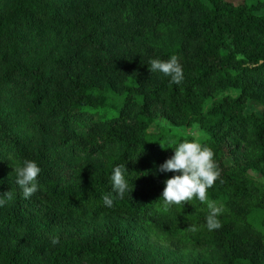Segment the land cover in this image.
Instances as JSON below:
<instances>
[{"label": "trees", "instance_id": "obj_1", "mask_svg": "<svg viewBox=\"0 0 264 264\" xmlns=\"http://www.w3.org/2000/svg\"><path fill=\"white\" fill-rule=\"evenodd\" d=\"M0 264H264V7L243 0H0ZM264 3V0H260ZM264 6V5H263ZM175 55L179 85L151 72ZM115 93L118 100L109 96ZM250 103L262 114L249 112ZM199 125L220 177L166 206L159 166ZM141 115V116H140ZM141 118V119H140ZM143 118V119H142ZM34 160L24 199L11 168ZM126 165L129 188L113 192ZM113 193L114 205L103 195ZM224 211L206 227L208 203ZM192 225L197 226L194 232ZM160 233L188 261L144 241ZM58 241L53 243V241Z\"/></svg>", "mask_w": 264, "mask_h": 264}, {"label": "clouds", "instance_id": "obj_2", "mask_svg": "<svg viewBox=\"0 0 264 264\" xmlns=\"http://www.w3.org/2000/svg\"><path fill=\"white\" fill-rule=\"evenodd\" d=\"M151 72H159L170 77V82L179 85L183 80V69L178 58L173 55L168 60L151 59L149 61ZM215 153L211 147L202 142L192 139L185 140L174 149V155L159 166L160 173H173L167 179L162 193V200L166 206L180 205L193 198L201 203L207 200V192L220 177L219 167L214 159ZM15 173V183L22 191L23 198L29 199L41 190L38 177L42 169L34 160L24 159L14 162L11 167ZM126 165H118L113 169L111 176L113 192L121 196L128 190L129 184L126 179ZM14 199L12 191L0 195V208ZM104 205L111 208L114 205L113 193L102 197ZM209 209L206 217V227L209 231L221 227L219 216L223 213L222 206L215 202L207 204ZM192 231L197 226H190ZM58 241H53L56 243Z\"/></svg>", "mask_w": 264, "mask_h": 264}, {"label": "rangeland", "instance_id": "obj_3", "mask_svg": "<svg viewBox=\"0 0 264 264\" xmlns=\"http://www.w3.org/2000/svg\"><path fill=\"white\" fill-rule=\"evenodd\" d=\"M207 1V0H205ZM235 3L242 2L243 0H230ZM249 4H257L261 7H264V3H260V0H247ZM4 7V3H0V9ZM110 99L114 101L118 100V95L112 93L109 96ZM249 112H256L258 114H262V108L256 103H250ZM141 116V115H140ZM141 119V118H140ZM143 119V118H142ZM149 123L150 128L153 130H170L173 133L182 136V137H194L198 141H204L208 138V136L201 130L199 125H193L191 127H183V128H176L171 123H169L165 118L159 117L158 113L152 119L147 121ZM251 177L259 182L264 183V177L254 171L250 172ZM144 241L151 244L154 248L159 249L160 251H164L170 254L178 255V258H182L188 261H197L202 259H208L209 254L206 249H195L191 247H184L182 253H177L176 250L170 246L167 242L166 236L160 233H147L144 234Z\"/></svg>", "mask_w": 264, "mask_h": 264}]
</instances>
